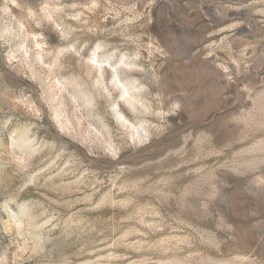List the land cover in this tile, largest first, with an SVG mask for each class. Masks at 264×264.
<instances>
[{"label": "rangeland", "instance_id": "rangeland-1", "mask_svg": "<svg viewBox=\"0 0 264 264\" xmlns=\"http://www.w3.org/2000/svg\"><path fill=\"white\" fill-rule=\"evenodd\" d=\"M0 264H264V0H0Z\"/></svg>", "mask_w": 264, "mask_h": 264}]
</instances>
